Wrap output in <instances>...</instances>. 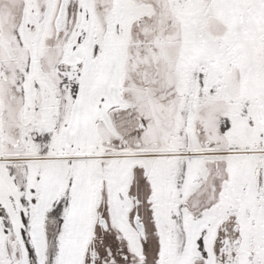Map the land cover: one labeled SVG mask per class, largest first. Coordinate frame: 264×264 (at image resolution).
<instances>
[{"label": "snow or ice", "instance_id": "6c2138e0", "mask_svg": "<svg viewBox=\"0 0 264 264\" xmlns=\"http://www.w3.org/2000/svg\"><path fill=\"white\" fill-rule=\"evenodd\" d=\"M0 264H264V0H0Z\"/></svg>", "mask_w": 264, "mask_h": 264}]
</instances>
